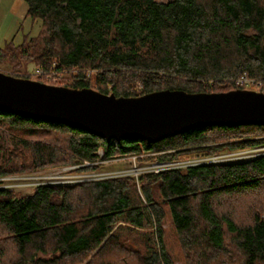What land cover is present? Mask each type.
I'll list each match as a JSON object with an SVG mask.
<instances>
[{"label":"trees","instance_id":"trees-1","mask_svg":"<svg viewBox=\"0 0 264 264\" xmlns=\"http://www.w3.org/2000/svg\"><path fill=\"white\" fill-rule=\"evenodd\" d=\"M24 1L41 32L20 45L5 43L0 66L18 60L45 75L76 71L58 86L127 98L249 90L237 83L243 76L264 91V0ZM263 146L259 126L108 142L0 112V179L47 168L94 171L96 163L128 157L178 163ZM138 180L43 184L27 195L0 187V264H175L165 244L167 216L187 264H264V155Z\"/></svg>","mask_w":264,"mask_h":264},{"label":"water","instance_id":"water-1","mask_svg":"<svg viewBox=\"0 0 264 264\" xmlns=\"http://www.w3.org/2000/svg\"><path fill=\"white\" fill-rule=\"evenodd\" d=\"M0 112L70 126L108 142L157 143L202 127H264V93L163 90L127 98L0 71Z\"/></svg>","mask_w":264,"mask_h":264},{"label":"rangeland","instance_id":"rangeland-1","mask_svg":"<svg viewBox=\"0 0 264 264\" xmlns=\"http://www.w3.org/2000/svg\"><path fill=\"white\" fill-rule=\"evenodd\" d=\"M158 2H168L170 0H156ZM27 4L24 0H0V48L5 43L14 40L15 44H22L26 37H37L41 32V21H33L27 17ZM0 71L9 75L27 77L31 80H39L45 84L62 85L76 71L70 75L54 74L45 75L43 71L34 65H25L23 62L15 60L9 61L0 66ZM40 71V74L38 73ZM247 89L260 92V86H246ZM262 87V86H261ZM264 93V91H261ZM264 155V146L260 148L235 152L224 153L213 157L216 163H235L250 161L258 156ZM181 161L175 163L177 167L186 168L189 165L204 163L209 158L181 157ZM143 159V158H142ZM137 157L118 158L110 161L99 162L94 171H79L84 166L62 167L54 169H43L28 174H17L0 179V187L14 191L17 194H31L34 189L43 184L73 186L85 182H93L103 179L132 177L139 184V176L146 173L165 171L163 164L153 161H146ZM260 202V201H259ZM264 204V200H261ZM235 203V202H233ZM227 206V205H226ZM241 213L240 210H236ZM243 217V215H241ZM123 225L122 223L119 224ZM165 244L168 253L171 255L175 264H187L184 250L180 244L178 235L172 223V217L167 216L164 223Z\"/></svg>","mask_w":264,"mask_h":264},{"label":"built area","instance_id":"built-area-1","mask_svg":"<svg viewBox=\"0 0 264 264\" xmlns=\"http://www.w3.org/2000/svg\"><path fill=\"white\" fill-rule=\"evenodd\" d=\"M38 73L40 74V71ZM237 83L248 86V85H253L254 81H251L247 77L243 76L240 79H238ZM202 164H217V163L215 162L213 157H211V158L207 159V161L204 162V163L193 164V165H189L187 167L196 166V165H202ZM163 166L166 168V170L180 168V167H177L175 163H167V164H163Z\"/></svg>","mask_w":264,"mask_h":264},{"label":"crops","instance_id":"crops-1","mask_svg":"<svg viewBox=\"0 0 264 264\" xmlns=\"http://www.w3.org/2000/svg\"><path fill=\"white\" fill-rule=\"evenodd\" d=\"M28 7V6H27ZM27 12H28V9H27ZM27 14V13H26Z\"/></svg>","mask_w":264,"mask_h":264},{"label":"bare ground","instance_id":"bare-ground-1","mask_svg":"<svg viewBox=\"0 0 264 264\" xmlns=\"http://www.w3.org/2000/svg\"><path fill=\"white\" fill-rule=\"evenodd\" d=\"M158 164V163H157Z\"/></svg>","mask_w":264,"mask_h":264}]
</instances>
